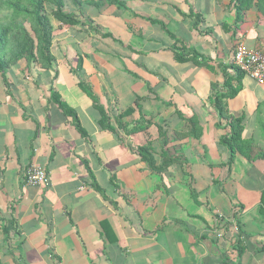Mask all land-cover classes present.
<instances>
[{"label": "crops", "instance_id": "obj_1", "mask_svg": "<svg viewBox=\"0 0 264 264\" xmlns=\"http://www.w3.org/2000/svg\"><path fill=\"white\" fill-rule=\"evenodd\" d=\"M81 1L75 25L51 20V68L0 74V264H264V79L231 61L264 52V4L235 25L237 0ZM225 80L249 144L231 163Z\"/></svg>", "mask_w": 264, "mask_h": 264}, {"label": "trees", "instance_id": "obj_2", "mask_svg": "<svg viewBox=\"0 0 264 264\" xmlns=\"http://www.w3.org/2000/svg\"><path fill=\"white\" fill-rule=\"evenodd\" d=\"M253 0L236 1V22L235 25L243 21L242 12L252 6ZM258 6L264 4V0H256ZM106 4L112 3L121 6L117 0H99ZM90 1L82 2L81 0H0V74L6 69L15 66L19 62L25 64L26 71L34 69H49L53 63L51 55L52 43V26L51 20H55L66 26L76 24L75 14L69 11V7L80 8ZM95 35L103 38H109V35H101L100 28L90 27ZM178 61L184 60L183 55L176 56ZM186 59V58H185ZM234 68V67H233ZM235 69V68H234ZM235 82H239L240 72L235 69ZM231 80H225L224 86L228 89L226 95H216L212 97V106L220 119L225 120V126L228 134L221 139V144L225 145L230 152L229 163L232 162L235 153L249 159V144L241 139L242 125L240 119H233L225 115L221 99L223 96H233L239 91L240 86L237 84L234 88L230 85ZM81 89L93 100L92 94L87 87L79 84ZM214 90V89H213ZM51 100L61 111L72 119L75 129L83 133L79 125L76 114L70 110L55 94L51 95ZM94 102V100H93ZM94 107L101 113L99 126L107 127L105 116L102 110L94 104ZM140 160L143 161L150 169L153 168L154 162L150 157L147 148H139Z\"/></svg>", "mask_w": 264, "mask_h": 264}, {"label": "built area", "instance_id": "obj_3", "mask_svg": "<svg viewBox=\"0 0 264 264\" xmlns=\"http://www.w3.org/2000/svg\"><path fill=\"white\" fill-rule=\"evenodd\" d=\"M233 67L243 74L261 82L264 79V52L247 50L242 44L235 46L232 57ZM46 181V172L35 165L24 170L23 182L27 186H40Z\"/></svg>", "mask_w": 264, "mask_h": 264}]
</instances>
